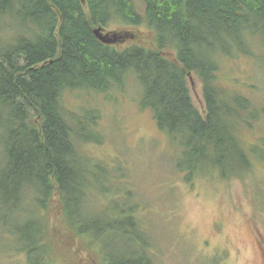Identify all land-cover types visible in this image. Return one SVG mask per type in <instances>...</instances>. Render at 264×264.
I'll return each instance as SVG.
<instances>
[{"label": "trees", "instance_id": "16d2710c", "mask_svg": "<svg viewBox=\"0 0 264 264\" xmlns=\"http://www.w3.org/2000/svg\"><path fill=\"white\" fill-rule=\"evenodd\" d=\"M141 1L138 11L133 0H0V22L8 20L0 30L10 31L0 43V209L27 216L10 231L26 264H78L82 251L90 264H155L137 205L110 200L99 214L85 205L91 191L111 195L116 176L100 163L88 167L92 158L80 147L103 142L100 116L67 108L65 93L104 94L131 73L140 108L168 136L187 184L199 171L243 181L255 163L264 166V108L258 114L248 97L217 84L223 59L264 51V0ZM140 27L152 35L150 46L117 48L93 34L102 28L120 41L140 40ZM191 75L201 84L203 113L191 100ZM254 123L262 128L258 145L245 148L241 134ZM116 239L130 242L128 256L113 252ZM75 243L67 258H56V246Z\"/></svg>", "mask_w": 264, "mask_h": 264}, {"label": "rangeland", "instance_id": "374dc122", "mask_svg": "<svg viewBox=\"0 0 264 264\" xmlns=\"http://www.w3.org/2000/svg\"><path fill=\"white\" fill-rule=\"evenodd\" d=\"M133 3L138 11L142 10L141 0ZM4 22L8 20L0 24ZM117 28L118 32L137 31L126 26ZM138 31L142 32L140 40L125 37L116 47L124 48L134 42L143 45V41L150 46V32L145 27ZM9 36L10 31L2 28L0 43ZM223 61L217 84L248 97L259 114L264 108V51L257 47L252 58L238 54ZM188 87L193 104L203 113L200 82L191 75ZM141 95V87L131 73L125 75L123 86L104 94H64L63 105L73 111L78 106L97 110V130L103 142L84 144L80 151L92 158L88 167L100 163L116 176L110 179L114 189L111 195L90 192L92 197L85 203L89 211H109L110 200L117 205H137L142 232L155 249V264H264V166L255 163L243 181L224 180L216 172L206 170L197 172L190 184L185 183L172 162L177 151L168 136L157 129L150 112L140 108ZM254 128L241 134L245 148L258 145L255 139L262 128L257 123ZM23 205L28 207V202ZM47 215L53 224L54 214ZM21 218L25 220L27 216L0 209V264H26L24 254L18 251L17 235L10 233ZM56 234L63 239V233ZM113 245L114 253L128 256L129 241L116 239ZM78 246H65L69 249L65 251L56 246L55 256L67 258L68 252ZM78 259V264L91 262L83 251Z\"/></svg>", "mask_w": 264, "mask_h": 264}, {"label": "water", "instance_id": "95a60500", "mask_svg": "<svg viewBox=\"0 0 264 264\" xmlns=\"http://www.w3.org/2000/svg\"><path fill=\"white\" fill-rule=\"evenodd\" d=\"M95 38L104 45H114L120 40L116 33L110 31H104L102 28H96L93 30Z\"/></svg>", "mask_w": 264, "mask_h": 264}]
</instances>
